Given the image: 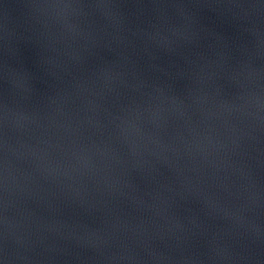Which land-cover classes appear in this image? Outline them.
Here are the masks:
<instances>
[{
  "label": "clouds",
  "instance_id": "obj_1",
  "mask_svg": "<svg viewBox=\"0 0 264 264\" xmlns=\"http://www.w3.org/2000/svg\"><path fill=\"white\" fill-rule=\"evenodd\" d=\"M18 7V3L0 0V264H55L56 257L45 256V252L63 251L44 244L45 237L38 234L39 229L44 227L42 223L37 222V233L32 231V225L26 223L33 216L31 212H27L22 218L9 215L10 209L18 207L17 197L22 189L15 160L25 155L22 149L31 150V146L22 139L31 131L29 125L43 126L42 120L45 119L56 123V114H63L58 100L70 98L73 92L77 95L91 92L93 86H100L103 82L100 91L94 93L101 99L105 98V90L107 93H114L119 99L124 94L118 90L121 87L146 98L140 102L133 95L130 103H121L122 115L110 113L116 133L124 142L130 141L129 133L134 131L141 137L148 135L160 148L180 155L179 148L158 136L144 133L142 129L143 111L159 117L157 127H164L169 116H173L189 124L193 139H182L185 151L192 156V149L199 151L205 137L209 143H213L209 135L202 137L197 132L198 126L191 123L188 109L198 107L203 114L201 123L204 124L218 114L204 108L209 94L202 87L205 79L202 73L214 65L239 89L231 105L224 101L220 107L222 110L227 107L229 114L238 113L243 123V127L234 124L230 126L233 135L229 145L219 140L215 143L221 148H227L230 154L240 159L235 162L225 161L224 179L219 183L213 181L214 187L220 189L219 192L209 191V181L200 175V169H193L196 176H186L184 170L177 166L181 184L179 194L182 197L192 195L200 198L207 205L209 215H222L230 221V226L224 231L231 242L219 243V232L212 234L208 252L211 264H251L248 249L252 244L264 245V221L260 219V210H264V181L259 177L256 167L248 163V160H257L260 162L258 166H264V160L260 159L264 155V147L261 146L264 145V65L255 63L258 59H264V0H213L211 3L209 0H23L22 32L12 26L13 10ZM125 8L132 11L125 12ZM204 8L215 12L232 29L231 34L219 30L215 22L202 23L199 10ZM137 41L140 42L139 48L143 55L134 58L124 49L131 47L135 51ZM205 42L208 47L217 43L223 47L217 53L219 59L216 61L208 60L203 53H195L204 63L197 65L199 72L193 69L189 79L200 87L188 89L191 103L185 104V100L175 92L174 81L188 76V73L174 58L179 57L188 64L196 63L190 59L185 49L194 51ZM59 44H63V49L57 46ZM26 48L34 50L31 61L26 55ZM98 49H107L117 59L98 66L91 78L72 74L71 91L57 90L53 95L43 93L35 86L34 82L39 79L47 87L56 88V84L50 82L49 78L52 81H62V73L71 74V65L83 66L89 55L99 54ZM233 51L238 55L233 56ZM161 52L176 67L174 74L157 62L158 53ZM141 60L144 61L143 64ZM230 60H235V63H229ZM126 68L130 70H125ZM154 72L163 73L169 79L161 81L158 77H153ZM207 75L212 79L220 75V72L212 71ZM216 91L218 94L220 88ZM43 101H47L51 110L46 116H42L40 111ZM99 107L97 104L96 108ZM87 120L89 124L96 123L99 127V121L92 117H87ZM79 124H83V120ZM79 124H74L73 118L69 116L63 124L56 123V126L77 132ZM130 142L132 156L135 158L139 155L136 141ZM93 149L101 154L105 151L93 144L91 148H76L72 155L78 163L88 167L92 161ZM108 150L115 154L110 146ZM149 152L159 158L156 150L149 149ZM253 152L259 155L253 156ZM31 154L36 155L35 151H31ZM203 158L214 164L207 160L206 153ZM114 159L117 163H123L118 155H114ZM58 167V162L55 165L38 163L36 171L49 178L57 172ZM131 167H136V163L132 162ZM78 170L82 176L85 174L83 168ZM229 170L237 177L238 183H229ZM23 178H32V173L25 174ZM120 183V180H105L113 195L117 192L114 185ZM123 183L131 187L128 181ZM71 191L75 201L84 205L81 189L72 188ZM169 191L174 190L169 188ZM225 193L239 203L227 206L221 199ZM192 223L197 228L202 227L195 219ZM175 225L181 230L184 228L179 220L175 221ZM112 227L116 228L118 224L114 223ZM102 231L94 230L93 235ZM77 240L87 242L95 248L100 264H120L121 261L140 264L135 254L106 252L105 247L110 241L103 235H97V241L86 240L85 237H77ZM234 244H239L240 250ZM153 258L157 264L168 259L163 254H153ZM184 261L185 264H204L203 260L188 257Z\"/></svg>",
  "mask_w": 264,
  "mask_h": 264
},
{
  "label": "water",
  "instance_id": "obj_2",
  "mask_svg": "<svg viewBox=\"0 0 264 264\" xmlns=\"http://www.w3.org/2000/svg\"><path fill=\"white\" fill-rule=\"evenodd\" d=\"M213 0H209V3ZM6 3H18L20 7L13 10L12 26L17 30L23 31L24 19L22 16L23 0H6ZM125 12H131L132 9L125 8ZM201 22L211 24L225 33L231 34L232 29L224 24L221 19L210 8L200 9ZM131 18V17H130ZM134 19V18H133ZM139 41L135 51L131 47L124 49L128 55L139 58L143 55L140 52ZM115 45V41H113ZM63 49V44L57 45ZM223 45L215 44L208 47L207 42L200 48L193 50L185 49L194 64H188L183 59L174 58L177 64L188 73V76L177 78L174 81V88L177 95L185 100V104H190L191 99L188 96L190 87H200L189 77L193 69L199 72L198 64H203L196 52L212 61L219 59L218 52L222 50ZM98 55H89L83 66L71 65V74L62 73V81L50 82L56 84V88H49L40 83L37 79L35 86L43 93L55 95L57 90H72V74L77 77L91 78L92 73L98 66L111 62L117 57L107 51V49H98ZM26 55L30 61L34 58V50L26 48ZM157 61L162 66L167 67L171 73H175L176 67L169 63V57L164 53H158ZM233 56L238 53L232 52ZM143 64L144 61L141 60ZM229 63H235L230 60ZM257 65H264V59L255 61ZM125 70H130L126 68ZM212 71L220 72V75L209 79L207 73ZM153 77H158L161 81L168 80L169 77L160 72L152 73ZM204 75L203 90L209 94V99L204 103L205 109H210L218 113L201 123L203 114L198 107L189 108L191 123L197 125V132L202 137L209 135L213 143H209L205 137L199 151L192 149L194 155L190 156L184 149L183 139L191 141L192 133L189 131V124L183 119L169 116L168 122L164 127H157L159 117L151 112L143 111L141 113L142 129L144 133L158 136L181 150L177 155L171 150H165L153 143L148 135L143 137L130 131V141H136L137 157L132 156L131 142H124L116 133L115 125L111 122L112 114H123L120 109L121 103L131 102V97L142 102L145 97L139 93H131L130 90L118 89L124 93L119 99L114 93H107L105 98L101 99L94 95L103 87L93 86L91 92H83L73 95L68 99L61 98L58 105L63 109V114H56V123L63 124L68 117L73 118L74 124H79L77 132L67 131L64 127H57L56 123H50L48 120H42L43 126L29 125L31 131L24 135L22 139L26 141L29 148L21 151L25 153L19 159L15 160L18 169L17 176L21 177V193L17 197L18 207L10 209L9 215H15L22 218L27 212L31 216L26 223L32 225V231L37 233V222L44 225L39 229L38 234L45 237L44 244L51 245L57 252H45V256L53 255L56 257L55 264H100L97 259L98 253L95 248L87 242L78 241L77 237H85L86 240L97 241V235L107 237L110 243L105 247L106 252H117L124 255L135 254L140 264H157L153 254L159 256L163 254L167 260L161 264H185L184 258L193 260H203L204 264H211L208 260V252L212 234L219 232L221 239L219 243L231 242V238L224 229L230 226V221L222 215H209L207 205L198 197L188 195L182 197L179 194L181 188L180 177H178L177 166L184 170L186 176H196L194 168L200 169V175L209 181V191H217L213 181L219 183L225 177V161L235 162L240 158L230 154L227 148H221L215 143L216 140L222 141L225 145L231 143L232 130L231 125L243 127L240 115L233 112L229 114L227 107H220L221 102L226 101L231 105L235 101V93L238 87L230 82L219 67L206 70ZM131 79V77H129ZM217 88H220L217 94ZM89 101L95 103L90 104ZM215 102V103H214ZM239 103V101H237ZM100 107L97 109L96 105ZM108 109V111H105ZM42 116H46L51 111L47 106V101H43L40 108ZM66 114V115H65ZM87 117H92L99 121V127L96 123L89 124ZM206 125H210L207 127ZM183 138V139H182ZM99 145L105 149L103 154L93 149L92 161L90 166L84 167L73 157L72 152L78 147L91 148ZM109 146L115 150V154L108 150ZM264 147V145H261ZM149 149L156 150L159 158L150 154ZM35 151L36 155H32ZM207 154V160L213 161L210 164L204 160L203 155ZM114 155H118L123 163H117ZM253 156L259 155L255 152ZM42 158V159H41ZM264 160V155L260 156ZM59 163L56 173L51 177L45 178L36 171L37 164L55 165ZM135 162L136 167H131ZM248 163L256 167V171L264 181V166H258L259 161L248 160ZM75 165V167H74ZM83 168L82 176L78 169ZM32 173V178L24 179L23 176ZM231 181H237V177L229 170L227 173ZM155 177V178H153ZM115 182L122 181L114 185L117 189L115 195L111 194L105 184V180ZM128 181L131 185L123 183ZM71 186V187H70ZM72 188H80L82 198L85 204L81 205L75 201ZM169 188L174 191H169ZM222 202L232 207L239 203L233 197H227L225 193ZM89 208L91 210H89ZM261 221H264V210H260ZM251 216L252 213H247ZM195 219L202 227L197 228L192 220ZM179 220L184 228L181 230L176 227L175 221ZM118 227L113 228V224ZM94 230H103L97 235H93ZM35 238V236H34ZM240 250L239 244L233 245ZM43 247V246H42ZM251 254V264H264V245L252 244L248 249ZM120 264H130L127 261H121ZM135 264V262H131Z\"/></svg>",
  "mask_w": 264,
  "mask_h": 264
}]
</instances>
